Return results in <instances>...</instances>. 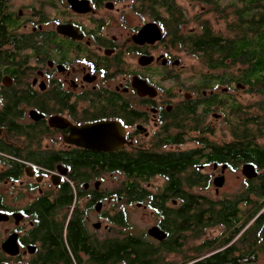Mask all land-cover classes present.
Returning <instances> with one entry per match:
<instances>
[{
  "label": "flooded vegetation",
  "instance_id": "flooded-vegetation-1",
  "mask_svg": "<svg viewBox=\"0 0 264 264\" xmlns=\"http://www.w3.org/2000/svg\"><path fill=\"white\" fill-rule=\"evenodd\" d=\"M7 1L8 44L0 42V264H47L49 257H61L49 242L64 221L66 229L81 221L87 244L94 243L88 213L94 207L99 221L109 222L101 209L112 197L99 182L120 174V200L128 199L133 175L123 165L111 172L115 153L122 164L146 156L164 167L143 175L146 182L161 181L157 192L138 182L140 189L166 195L171 212L181 207L176 196H205L198 191L211 187L219 194L226 174L239 166L229 167L233 156L229 163H208L213 146L226 143L208 144L206 136L221 130L228 115L237 119L240 92L250 94L237 70L218 72L209 85L200 73H186L174 54L175 31L162 22L168 15L145 0H28L23 11ZM224 74L232 76L221 79ZM121 132L122 146L95 150L98 139ZM181 155L188 160L176 167L173 160L158 162ZM245 164L251 163L240 165L241 174ZM193 174L208 183L190 186ZM242 176L244 183L252 180ZM219 177L221 187L214 184ZM135 203L157 215L147 199Z\"/></svg>",
  "mask_w": 264,
  "mask_h": 264
},
{
  "label": "trees",
  "instance_id": "trees-1",
  "mask_svg": "<svg viewBox=\"0 0 264 264\" xmlns=\"http://www.w3.org/2000/svg\"><path fill=\"white\" fill-rule=\"evenodd\" d=\"M203 1L211 8L210 12L224 14L221 19L225 20L226 34L216 33L209 20L198 21L199 33H184L182 27L188 20L184 10L173 0H145L144 5L150 9L154 5L164 9L161 13L168 15V21L162 22L173 27L175 46L194 56L204 66L206 72L200 73L199 77L205 78L208 85L220 78L218 72L226 73L237 66L238 81L247 84L249 93L258 97L248 107L239 105L237 119L228 115L225 127L231 134V140H222L226 144L219 149L220 155L217 147L213 146L212 153L207 156L208 163L215 158L219 163H229L231 156L236 157L235 164H228L232 168L251 163L257 170V177L246 180L242 190L230 198L213 200L195 194L176 196L181 201V207L171 212L165 203L169 200L166 195H153L140 189L138 182L145 181L143 175L146 172L152 175L153 171L164 167L156 164L153 157L148 159L146 156L139 159L129 157L126 164H122L121 155L115 153L110 157L111 172H119L120 165H123L133 175L126 187L128 193L125 191L127 203L147 199L149 207L157 208L160 217L158 225L166 232V238L153 241L125 233L120 237L95 239L88 245L81 221H70L67 229L64 221L59 234L53 232L52 237L56 238H51L49 242L50 249L61 253V257H49L47 264H256L264 256V245L261 243L264 239V0ZM7 9L8 1L0 0L2 45L8 44L5 30L11 13ZM228 10L229 13L225 14ZM229 76L232 74H224L221 79ZM251 108L253 112H250ZM207 143L210 144L208 139ZM187 160V155H181L158 162L163 166L172 161L171 167H176L179 162L185 164ZM207 183L208 180L199 175L190 177L192 187ZM121 191H111L110 195L120 199L123 196ZM109 222L127 226L122 212L110 216ZM216 227L221 229L219 236L202 240L209 229ZM188 240L201 241L193 244L190 255L180 257V261L167 260L166 256L170 254L182 255ZM81 254H88L89 257H82Z\"/></svg>",
  "mask_w": 264,
  "mask_h": 264
},
{
  "label": "rangeland",
  "instance_id": "rangeland-1",
  "mask_svg": "<svg viewBox=\"0 0 264 264\" xmlns=\"http://www.w3.org/2000/svg\"><path fill=\"white\" fill-rule=\"evenodd\" d=\"M28 0H13V8L15 10H22L23 5L27 3ZM176 3L184 10L187 23L184 24L183 32L184 33H199L198 21L200 20H209L213 29L216 33L226 34L225 20L221 19L224 14L218 15L210 12V7L204 4V1H192V0H175ZM202 1V2H201ZM229 13V10L225 14ZM199 19V20H198ZM228 20H231L230 18ZM162 48H165V43L162 45ZM161 48V49H162ZM175 57L180 59V65L184 66V70L188 74L193 73H205L204 66L194 57L187 55L186 53L179 51V47H176L174 51ZM237 66L233 67V70H237ZM181 69V68H179ZM242 97L240 101L243 102L245 107L254 103L258 97L250 93L249 95L246 92H240ZM254 109L251 108L250 112H253ZM226 123H223L221 130L216 131L215 134L206 136V138L211 142H223L224 140L230 141L231 134L227 129ZM223 140V141H222ZM190 147L194 146L193 144L189 145ZM211 168L207 169L208 172ZM124 178L120 174L107 175L102 182H99V188L101 190L107 189L108 191L118 190L122 186V181ZM95 182L90 183V186L93 187ZM45 184L42 185L43 189ZM161 185V181L154 178L150 181L143 183V186L146 187L149 191L157 192L158 187ZM244 185V177L240 172V166L234 171H229L226 174L225 184L221 188L218 195L215 194L214 188L205 189L203 191L199 190L198 192L205 196H208L210 199L217 200L224 197H233L235 194L240 192ZM51 191V190H50ZM88 213L89 223L87 224L88 232L94 235L96 239H103L107 237H120L125 233H131L138 236H144L150 240H153L148 236V230L159 221V217L154 211L150 208L136 205V203L129 204L125 200L117 199L116 196L112 195L111 198L106 200L105 205L101 209L102 211L107 212L110 216L115 215L117 212H122L127 221V226H118L112 225L107 220H100L97 218L96 213L94 212V207H91ZM94 210V211H93ZM99 225V229L96 230L93 228V225ZM221 229L216 227L209 229L206 234L203 236L202 240L205 238H214L219 236ZM264 235V230H263ZM155 241V240H153ZM201 240L189 241L188 245L185 247V254L190 255V247L193 244H198ZM261 243L264 245V239ZM182 255L170 254L167 257V260L180 261L183 257ZM256 264H264V256L260 257V260Z\"/></svg>",
  "mask_w": 264,
  "mask_h": 264
},
{
  "label": "water",
  "instance_id": "water-1",
  "mask_svg": "<svg viewBox=\"0 0 264 264\" xmlns=\"http://www.w3.org/2000/svg\"><path fill=\"white\" fill-rule=\"evenodd\" d=\"M145 30H143L144 32ZM142 32V33H143ZM161 37L160 31L158 30V38ZM124 142L123 132L121 133H111L109 136L105 137L104 139H98L95 144V150L99 151H112L116 148L122 146ZM242 174L247 179L256 178L258 173L254 165L252 164H245L242 167ZM224 183V177L216 178L214 181L215 186L221 187ZM98 225H96L97 227ZM149 236L157 240H163L166 237V234L157 226H154L148 230Z\"/></svg>",
  "mask_w": 264,
  "mask_h": 264
}]
</instances>
